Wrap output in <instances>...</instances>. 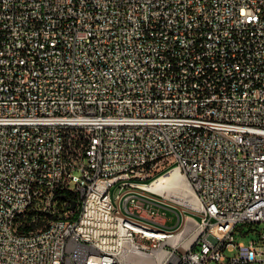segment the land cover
<instances>
[{"label": "built area", "instance_id": "1", "mask_svg": "<svg viewBox=\"0 0 264 264\" xmlns=\"http://www.w3.org/2000/svg\"><path fill=\"white\" fill-rule=\"evenodd\" d=\"M240 224L264 225V0H0V264H264Z\"/></svg>", "mask_w": 264, "mask_h": 264}, {"label": "bare ground", "instance_id": "2", "mask_svg": "<svg viewBox=\"0 0 264 264\" xmlns=\"http://www.w3.org/2000/svg\"><path fill=\"white\" fill-rule=\"evenodd\" d=\"M156 177H164L166 185L177 184L178 195H185L188 192V180L186 178L178 179V170L176 168L161 166V169H156ZM162 200L170 201V190H162ZM32 219H48V212L34 210V212H32ZM134 264H144V262L142 260H134Z\"/></svg>", "mask_w": 264, "mask_h": 264}, {"label": "rangeland", "instance_id": "3", "mask_svg": "<svg viewBox=\"0 0 264 264\" xmlns=\"http://www.w3.org/2000/svg\"><path fill=\"white\" fill-rule=\"evenodd\" d=\"M114 194L118 193L115 190L113 191ZM264 230V225H248V224H240L236 230V242L243 241L244 243H248L250 240H256L258 235ZM243 235H246L244 238ZM216 264V263H210ZM219 264H229V262L219 263ZM257 264V263H252Z\"/></svg>", "mask_w": 264, "mask_h": 264}, {"label": "water", "instance_id": "4", "mask_svg": "<svg viewBox=\"0 0 264 264\" xmlns=\"http://www.w3.org/2000/svg\"><path fill=\"white\" fill-rule=\"evenodd\" d=\"M63 198H65V197H63ZM71 204H72L71 208L74 209L75 206H76V202L75 201H71Z\"/></svg>", "mask_w": 264, "mask_h": 264}, {"label": "trees", "instance_id": "5", "mask_svg": "<svg viewBox=\"0 0 264 264\" xmlns=\"http://www.w3.org/2000/svg\"><path fill=\"white\" fill-rule=\"evenodd\" d=\"M243 236H246V235H243Z\"/></svg>", "mask_w": 264, "mask_h": 264}]
</instances>
